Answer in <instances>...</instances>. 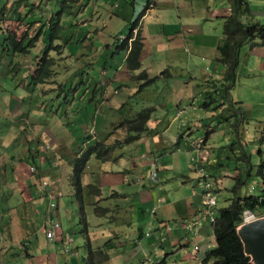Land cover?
Returning <instances> with one entry per match:
<instances>
[{"label":"crops","instance_id":"0c3cea01","mask_svg":"<svg viewBox=\"0 0 264 264\" xmlns=\"http://www.w3.org/2000/svg\"><path fill=\"white\" fill-rule=\"evenodd\" d=\"M5 1L0 33L14 47L16 89L3 112L10 124L0 121V264H84L89 255L93 264H117L113 256L124 264L134 256H161L163 262L183 250L180 255L195 264H209L202 260L209 247L189 252L186 238L201 234L204 222L212 233L218 208L231 198L264 189V181L256 193L252 185L243 188L256 162L261 164L256 172H264V34L253 32L264 30V0H245L236 11L249 27L228 37L233 75L219 59V46L226 41L223 18L234 11L230 0ZM131 40L141 42L137 65L127 62ZM143 77L151 80L143 84ZM114 83L119 87H111ZM121 88L123 96H109ZM131 99L153 107L145 128L137 139L117 142L106 159L87 152L75 188L81 141L88 142V135L103 143L112 138L111 118ZM81 111L86 122L79 118ZM52 118L61 129L50 126ZM184 119L189 137L163 135L173 123L178 132ZM150 158L158 165L155 180L147 177ZM197 167L215 198L213 220L202 217L187 231L185 221L202 214L203 177ZM236 177L237 187L231 188ZM63 193L77 200L68 201ZM219 194L226 198L223 205ZM73 205L80 215L77 235L70 233ZM50 226L54 236L46 238L44 229ZM57 241L63 252L55 251ZM41 243H53L54 250H42Z\"/></svg>","mask_w":264,"mask_h":264},{"label":"trees","instance_id":"16d2710c","mask_svg":"<svg viewBox=\"0 0 264 264\" xmlns=\"http://www.w3.org/2000/svg\"><path fill=\"white\" fill-rule=\"evenodd\" d=\"M243 2H245V0H230L231 7L234 11L224 16L223 18L222 32L226 38V41L222 43L221 46H219V59L226 64L228 70L231 71V73L235 63V57L232 50L233 40L229 41L228 37L231 36L234 32H238L241 30L245 31L249 27H244L241 21L236 16V11H238L241 3ZM64 5L65 4H62L61 7H64ZM254 26H257V24H252L249 29L251 30ZM132 27L134 26L129 27V33L131 35ZM255 31L257 32V35H260L261 37L264 34L263 27L254 29L253 32ZM129 33L124 39L128 38ZM135 42H137V49L133 51L131 48L133 47V43L135 47ZM13 44L15 45V41H13ZM140 45V41L133 42V40H131L130 51L127 58V62L129 65H137V51ZM131 57L135 58L131 59ZM231 73L227 74L231 76ZM142 74L144 75V73ZM142 79V83L144 84L149 82L151 80V77H143ZM152 111L153 107L150 105H146V107L141 109L140 111L133 112L131 116L122 118L119 121L120 124H122L125 128V137H123L122 142L134 140L138 137L139 132L145 128L143 124ZM109 151L110 149H107V146H105L103 142H100L98 140L94 141L93 144H91V146H89L87 149V152H94L99 159H106L109 155ZM83 158L84 156L81 158H77V161L75 162L73 167V175L76 180L75 188L79 186L77 179L79 176L80 166ZM155 166L156 162L152 164V167ZM259 166H261V164H259ZM237 184L238 178L236 177L235 182L233 183L231 188L237 187ZM244 209L249 210L254 215H258L259 213H261L262 210H264V189L261 193L256 195L247 194L243 195L242 197L236 196L235 198H231L226 206H221L218 208L217 214L212 222L214 245L204 253V256L202 258L203 262L208 261L209 264H251L248 255L243 252L242 243L235 230L237 223L241 220V213ZM86 262L88 264L94 263L92 262L90 255L87 258Z\"/></svg>","mask_w":264,"mask_h":264},{"label":"rangeland","instance_id":"374dc122","mask_svg":"<svg viewBox=\"0 0 264 264\" xmlns=\"http://www.w3.org/2000/svg\"><path fill=\"white\" fill-rule=\"evenodd\" d=\"M5 2H6L5 0H0V7ZM58 7H59V5L56 4L55 8L57 9ZM125 30H126V27L123 29L122 32H125ZM123 35H124V33H123ZM5 36H6V34L2 35L0 33V121H2L4 124L5 123L6 124H10L8 122V119L6 117H3V112H5L7 110L6 104H7V101H8L9 94L14 93V91L16 89L15 84H14V79H13L12 74H11V59H12L14 47L12 46V44L9 41H7V40L4 41L3 40V37H5ZM165 38H163V41H164ZM3 46H7V49H4ZM202 67H203V64H202ZM58 70L59 71H64L62 69V67L58 68ZM165 72H166V68H162L161 73L165 74ZM89 75L93 76V73L90 72ZM61 80L63 81L65 79H61ZM115 84L116 83L112 84L111 87L118 88L119 84H116V86H114ZM217 86H220V84H217ZM35 92H39V91L36 90ZM124 93H125V89L121 88L119 93L110 94L109 96H111V97H113L115 99H118L121 96H123ZM34 94H35L36 99H40L41 98V95L38 96V95H36V93H34ZM135 100H137V99H131L129 101V104L127 105V107L123 111L119 112V114H114L113 117L111 118L112 122H110V124L108 126L111 127V128H114L115 131H114V134L111 135L112 138L106 140L103 143L105 146H107V149H110L108 157L111 155V153L113 154L115 152V151H112V150L114 149L115 144L117 142L118 143H128V142L133 141V140H130V141L122 142L123 141V137H125L124 136L125 135V128H124V126L122 124H120L119 121L122 118H126L128 116H131V114L133 112L140 111L141 109L146 107L145 104L136 102ZM15 108H16V106H15ZM91 113H92V110L90 111V115H91ZM51 116L55 117V116H57V113L51 112ZM79 118H83L85 120L86 116H85L83 111L79 112ZM61 119H63V118L60 117L59 120H61ZM85 122H86V120H85ZM186 125L187 124H186L185 119L182 120L181 128L178 130V132H174L173 128L175 126V123H173L172 127H170L167 131L163 132V135L164 136H169L170 133H174L178 138L181 137V138L185 139L186 137H189L188 136L189 134L187 133L188 130H186V128H185ZM50 126L54 127V129H56V130H59V129L62 128L53 118L50 121ZM246 128H247V130L252 132L253 131L252 130L253 124L247 125ZM189 129H191V126L189 127ZM121 131H123V136H121ZM141 131H143V130H141ZM198 132L199 133H203L200 129L198 130ZM90 137L92 138V136L88 135V142L86 140L81 141V147L79 148V150L76 151V153H77V155H75L76 157H78V158L83 157L85 155V153L87 152V148L89 146H91V144H93L94 141H96V140H91L90 141L89 140ZM117 137H119L120 139H117ZM74 138H75V141L77 143H79L80 139L78 138V136L74 135ZM137 138H135V139H137ZM98 141H100V140H98ZM121 146H122V144L118 145V147H121ZM243 147L245 149V154L248 155V153H249L248 144H246V145L243 144ZM226 150H227V155H229V152L231 150L229 148V145H228ZM236 153L237 154H241V149L236 151ZM253 156H256V154L253 153ZM263 157H264V151H263ZM231 160H233V159H231ZM181 164H182V161H181ZM259 164H257V162H256V165L251 167L250 175L248 176V179H247L246 183L243 185V188H245L246 184L247 185H252L254 187V190L250 189V191L254 192V193H256V189H257L258 184L261 185V184H263L262 181H264V172H263L262 175H259L256 172L257 169H258V165ZM82 169H83V164H82V167H81L80 171H82ZM242 193H246V192L242 191ZM225 194H226V197H229V198L232 197V193L231 192H226ZM216 197H217V202L219 204L223 205L222 203H225L226 198H223V196L221 194H219V196H216ZM62 198H67L68 201L77 200V197L75 195L72 196V195H67V194H64V193L62 195ZM59 200L61 201L62 199H59ZM60 204L62 205V203H60ZM73 208L74 209L71 211V217H75V219H73V222H70L71 223L70 224V233H71V235H77L79 233V231H80V228L76 227L77 225H79L77 223V220L80 217V215H79V213H77V207L75 205H73ZM61 209H63V208L61 207ZM88 214L89 213H87V217H88ZM252 215H254V214H252ZM117 217H119V216H117ZM88 219H89V221L91 223L90 216H89ZM58 221H60L61 227L63 228L65 221L62 218H60V220H58ZM99 227H101V226H99ZM99 227H95V231H98ZM90 228H92V225H90ZM200 232H201V234H197V235H194L192 237H189L187 235L188 237L186 238L185 241L189 245V248H190L188 250L189 252H191L190 250H192V251H195V253H197L198 250H193V245L194 244H196L197 246L199 245V249H204V248H208V247L210 248L211 246L214 245V240H213V236H212V233H211L210 224L204 222L202 227H201ZM111 239H113V237ZM59 243L60 242L57 241L56 244H58V248H56L55 251L56 252H60V249H61V252H63L64 249H66V248H63L64 246L60 245ZM40 247H42V250H44L46 248L47 249L49 248L51 251L54 250L53 243H41ZM115 248L117 250H120V251L122 249L120 245H116ZM183 252H184V250L180 254L182 255ZM180 254L179 255H175V256H164V261L163 262L158 261V260H160L161 256H152V257L148 256L149 259L146 258V256H134L131 259L127 260L125 262V264H140L141 262H144V264H195L194 263L195 259H192L189 256H181ZM21 256H25V255L22 254ZM147 259H148V261H147ZM12 261L13 262L18 261V259L16 258L15 260H12ZM113 261H114V263H117V264H124L123 262L120 261V256H113ZM84 264H88V263L86 261H84Z\"/></svg>","mask_w":264,"mask_h":264},{"label":"water","instance_id":"95a60500","mask_svg":"<svg viewBox=\"0 0 264 264\" xmlns=\"http://www.w3.org/2000/svg\"><path fill=\"white\" fill-rule=\"evenodd\" d=\"M236 232L250 263L264 264V214L241 222Z\"/></svg>","mask_w":264,"mask_h":264},{"label":"built area","instance_id":"2783aa9c","mask_svg":"<svg viewBox=\"0 0 264 264\" xmlns=\"http://www.w3.org/2000/svg\"><path fill=\"white\" fill-rule=\"evenodd\" d=\"M118 37L121 38L122 34H119ZM196 160L197 159H195L194 161L196 162ZM198 170L201 173V170L199 167H198ZM149 173H150V178L155 177V169L154 168H152ZM201 184H202L201 185V195H202L201 200H202V202H201V206L199 208V211L202 214H201V217L198 216V214H200L199 212L197 213V215L193 214L192 215L193 217L191 219L185 221L184 227L187 231H192L194 229V226L196 224H199L202 217H207L210 222L213 220L212 207L215 205V198H214V195L212 193L210 183L206 179H204L203 181H201ZM244 217L245 216H243V218ZM52 225L57 226L58 222L54 221ZM44 233H45L46 238L53 237L54 236L53 227L50 226L48 228H45ZM144 233L147 234V231H145ZM191 234H194V233H191ZM193 248L196 249L197 245L194 244Z\"/></svg>","mask_w":264,"mask_h":264},{"label":"clouds","instance_id":"9594fccd","mask_svg":"<svg viewBox=\"0 0 264 264\" xmlns=\"http://www.w3.org/2000/svg\"><path fill=\"white\" fill-rule=\"evenodd\" d=\"M195 159H196V156H195ZM194 159V160H195ZM154 162H156V159L155 158H150V160H149V162H148V166H149V170H148V175H147V177L150 179V180H155V179H157V172H156V169L155 168H157L156 166H158L157 165V162H156V166L155 167H152V164L154 163ZM197 162V161H196ZM152 168H154L155 169V177H153V178H150V170L152 169ZM197 169H198V167H197ZM201 170V173H200V171L198 170V172L200 173V176H202L203 178H202V180H200V182L201 181H203L205 178H204V174H203V170L202 169H200ZM247 213V214H246ZM252 212H250L249 210H247V209H244L243 211H242V213H241V220H240V222H243V221H246V220H248L249 218H252V217H254V216H256V215H252L251 214ZM243 216H245L244 218H243ZM198 247V246H197ZM244 252V251H243ZM249 257V256H248Z\"/></svg>","mask_w":264,"mask_h":264},{"label":"bare ground","instance_id":"6f19581e","mask_svg":"<svg viewBox=\"0 0 264 264\" xmlns=\"http://www.w3.org/2000/svg\"><path fill=\"white\" fill-rule=\"evenodd\" d=\"M247 214V213H246Z\"/></svg>","mask_w":264,"mask_h":264}]
</instances>
